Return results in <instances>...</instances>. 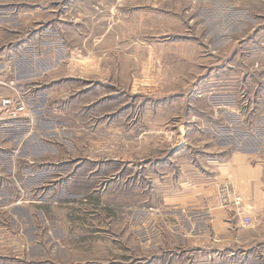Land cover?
<instances>
[{
    "label": "rangeland",
    "instance_id": "rangeland-1",
    "mask_svg": "<svg viewBox=\"0 0 264 264\" xmlns=\"http://www.w3.org/2000/svg\"><path fill=\"white\" fill-rule=\"evenodd\" d=\"M0 80L28 109L0 121V264H242L200 250L162 171L264 154V0H0Z\"/></svg>",
    "mask_w": 264,
    "mask_h": 264
},
{
    "label": "crops",
    "instance_id": "crops-1",
    "mask_svg": "<svg viewBox=\"0 0 264 264\" xmlns=\"http://www.w3.org/2000/svg\"><path fill=\"white\" fill-rule=\"evenodd\" d=\"M192 118L195 120L194 116ZM188 124L191 125L179 124L178 130L181 134L187 133V129L193 128V125L195 129H199L195 121H189ZM197 132H200V129ZM203 133L216 135L219 133L218 127L209 125L204 127ZM205 142L206 145H192L193 148H198L193 151L195 157L183 149L180 153L188 154V157L186 155L183 162L178 161L176 168L169 164V168L162 171V177L167 178L162 181L176 188L165 192L163 198H167L170 211L187 215L188 221L185 223L189 229L210 231L211 239L200 245V250L207 251L210 248V252H213L224 240L229 247L240 244L245 251L242 264H246V261L250 264L251 252H257L259 248L264 250V154H261L263 143L258 142L250 149L240 147L239 144L234 146L233 143L224 145L214 141ZM225 181L231 182L233 190L241 194V211L234 205L218 204L216 187ZM244 215L250 217L249 224L242 223ZM194 240L201 242L203 238L200 235ZM227 252L233 254L230 249ZM260 255V260H264V253Z\"/></svg>",
    "mask_w": 264,
    "mask_h": 264
},
{
    "label": "built area",
    "instance_id": "built-area-1",
    "mask_svg": "<svg viewBox=\"0 0 264 264\" xmlns=\"http://www.w3.org/2000/svg\"><path fill=\"white\" fill-rule=\"evenodd\" d=\"M28 113L24 99L20 95L5 96L0 98V121L16 120ZM216 198L221 206L234 205L238 211H241L242 197L235 192L231 182L225 181L219 183L216 187ZM244 225L250 223L249 216L242 217Z\"/></svg>",
    "mask_w": 264,
    "mask_h": 264
}]
</instances>
